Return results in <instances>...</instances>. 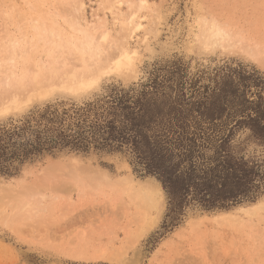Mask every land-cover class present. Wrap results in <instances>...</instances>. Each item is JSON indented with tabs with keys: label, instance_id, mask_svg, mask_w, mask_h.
<instances>
[{
	"label": "rangeland",
	"instance_id": "rangeland-1",
	"mask_svg": "<svg viewBox=\"0 0 264 264\" xmlns=\"http://www.w3.org/2000/svg\"><path fill=\"white\" fill-rule=\"evenodd\" d=\"M140 1L0 0V102L18 91L33 93L34 77L41 87L120 46L137 52L135 74H111L76 93L42 87L19 109L0 112V129L50 109L71 112L113 86L138 89L152 79L158 98L187 114L229 69L261 78L241 85L239 97L248 102L247 113L264 107V0H144L139 39H125L130 8ZM105 22L112 37L96 57V48L85 45L92 27ZM213 25L229 39L208 48ZM224 120L233 126V119ZM248 135L240 132L242 139ZM245 153L264 168V146L250 143ZM262 202L264 195L229 209H189L180 226L165 232L162 185L136 173L128 155L65 152L0 177V264H264Z\"/></svg>",
	"mask_w": 264,
	"mask_h": 264
},
{
	"label": "trees",
	"instance_id": "trees-1",
	"mask_svg": "<svg viewBox=\"0 0 264 264\" xmlns=\"http://www.w3.org/2000/svg\"><path fill=\"white\" fill-rule=\"evenodd\" d=\"M251 80L261 82L229 69L187 114L177 103L159 99L157 79H152L138 89L113 86L71 112L50 109L27 117L0 129V177L16 176L28 163L65 152L128 155L136 173L162 185L165 232L180 226L189 209L254 203L264 195V168L245 152L250 143L264 146V107L247 113L248 102L239 97L240 86ZM225 118L233 119V126ZM245 129L249 135L242 139Z\"/></svg>",
	"mask_w": 264,
	"mask_h": 264
},
{
	"label": "bare ground",
	"instance_id": "bare-ground-1",
	"mask_svg": "<svg viewBox=\"0 0 264 264\" xmlns=\"http://www.w3.org/2000/svg\"><path fill=\"white\" fill-rule=\"evenodd\" d=\"M144 4H145V1L141 0L139 7L137 9H133L132 7L130 8V13L128 16L127 24L125 23L127 28L124 29V31L127 32V36L125 39H128V38L133 39L135 37L139 39L138 33L141 32L144 28L143 24H142L143 16L141 15L142 6ZM80 7L83 10L84 4H82ZM98 29H102V30L99 34L97 41L94 43L95 40H93V37H94L93 33L98 31ZM92 32L93 33L88 35V41H87V44L85 45V48L87 47V49H90L89 46H94L96 48L97 53H94L93 56L97 57V56L102 54L103 46L111 40L112 31L107 28V23L105 22L103 25L93 26ZM51 35H53V32H51ZM147 37H148V35H147V33H145L144 38H142V39L147 41V39H148ZM207 39L208 40L206 43V47L217 48V47L221 46L222 42L228 41L229 35L226 32H224L222 29L213 25L208 32ZM91 54H93V52ZM113 54H114V52H113ZM89 57H91V56H89ZM99 57L95 61H93V64L90 66V68H88L86 70H82L81 72H78L76 70L77 69L76 68L77 66H76L75 70H73L74 69L73 68L72 71L65 72L63 75L53 76V78H50L49 80H47L46 84L44 86H41V87L39 86L38 78L34 77V82H36V83L31 90V92H33V93L30 94L29 92H22V91L15 92L14 94L9 96L8 98L1 101L2 104L0 105V112L6 113V112H10V111H14V110L19 109L23 104L28 102L35 95V92H41L42 87L47 88L45 91L46 93L48 91H51L54 89H61L64 91L76 93L79 91H86V90L93 88L94 86L98 85L104 77L109 76L111 74L118 73V74H125V75H133L137 71L136 70L137 52L135 50H132V49L126 47V46H120L119 48H117V52L112 56H107L104 58H99ZM84 60H85V58H84ZM54 68H55V66H54ZM53 75H55V74H53ZM40 95H43V94L40 93ZM77 161H78L77 159L73 160L74 163H76ZM99 174H100V172H99ZM47 175L48 174H46V176ZM43 181H47V180H43ZM157 189H158V191L162 192L160 190V188H157ZM134 191H135V189H134ZM156 192L157 191H155L154 194ZM143 196H141V197H143ZM145 197L148 198L145 200L151 201L150 197L147 194H145ZM138 198H140V197H138ZM139 201H140V199H139ZM150 203H152V202H150ZM159 204H160V202L157 205H159ZM152 205H154V204L152 203ZM257 207L260 208V206H257V204H256L250 210L254 211ZM261 208H264V202H262ZM21 212H23V211H21ZM148 212H150V211H148Z\"/></svg>",
	"mask_w": 264,
	"mask_h": 264
}]
</instances>
